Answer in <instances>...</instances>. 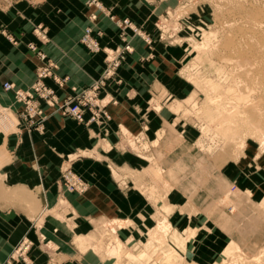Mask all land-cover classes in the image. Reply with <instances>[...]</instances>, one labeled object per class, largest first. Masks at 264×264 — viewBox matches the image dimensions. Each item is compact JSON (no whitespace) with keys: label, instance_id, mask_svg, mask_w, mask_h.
I'll use <instances>...</instances> for the list:
<instances>
[{"label":"crops","instance_id":"1","mask_svg":"<svg viewBox=\"0 0 264 264\" xmlns=\"http://www.w3.org/2000/svg\"><path fill=\"white\" fill-rule=\"evenodd\" d=\"M88 1L17 3L3 8L0 16V105L12 111L7 118L13 124L7 126L17 127L10 133L0 132V263L27 237L34 242L30 251L33 264H119L117 256L95 240L97 222H129L130 227L120 233L132 237L152 223L153 202L139 188L141 179L134 176L147 164L125 152L121 135L123 131L138 134L145 117L149 119V135L165 125L166 112L149 111L147 101L152 73L162 71L160 57L165 50L158 40L155 20L177 0H99L115 17L129 18L142 27L154 42L148 45L135 38L134 51L127 54L117 76L102 89L100 99L106 102L110 118L90 121L93 113L87 109L85 121L79 122L63 115L58 105L91 85L106 67L104 50L92 53L81 43L90 12H97L95 24L104 30L99 39L103 48L123 44L116 23ZM37 25L45 28L46 39L36 34ZM30 43L55 62L54 74L61 84L54 77L45 79L55 90L56 103L40 100V113L27 124L21 115L23 104L3 84L10 81L17 88L29 89L36 81L43 61ZM152 54L155 58L150 60ZM75 155L79 158L73 168L90 182V189L82 195L66 193L68 208L58 209L64 190L61 172ZM160 163L172 168L168 178L177 180L168 199L178 209L172 215L174 223L184 228L190 217L193 225L200 228L204 222L207 226L208 236L192 245L191 255L193 260L208 264L228 242L240 239L235 234L238 220L253 213L264 200V151L256 154L254 165L239 158L220 170L213 165V173L208 170L207 176L194 167L192 156L180 158L177 151L165 154ZM110 165L129 174L127 189L118 185ZM70 216L73 218L68 220ZM39 234L49 241L50 248L40 243Z\"/></svg>","mask_w":264,"mask_h":264},{"label":"rangeland","instance_id":"2","mask_svg":"<svg viewBox=\"0 0 264 264\" xmlns=\"http://www.w3.org/2000/svg\"><path fill=\"white\" fill-rule=\"evenodd\" d=\"M41 1L0 0V16L3 8ZM38 26L41 25L35 27ZM155 27L165 50L160 57L162 71L152 73L147 108L156 113L166 112L167 119L162 130L151 135L147 117L142 119L138 134L123 131L121 135L125 152L135 154L147 164L136 170L134 176L137 181L141 179L139 188L153 202L152 223L143 231L136 230L132 237L120 233L129 222L104 219L97 222L95 240L116 255L119 264H202L193 260L192 245L208 236L207 226L204 222L200 228L193 225L189 216L184 228L174 223L172 215L178 209L168 199L177 180L168 178L172 177V168H165L160 160L174 151L180 158L192 156L194 167L207 176L208 170L213 173V165L220 170L239 158L254 165L256 154L264 151V53L258 50L264 45V0H177L174 7L157 15ZM255 49L258 54L254 56ZM149 58L153 60L155 56ZM11 113L9 107L0 105V132L17 130L9 128L13 124L7 118ZM76 158L78 155L72 156V162L61 172L64 190L59 195L58 209L68 208L66 193L82 195L90 189V182L73 168ZM110 169L118 185L127 189L129 174L112 165ZM68 172L84 181L86 190L68 189L64 181ZM186 207L190 208V204ZM189 211L193 213L191 208ZM238 223L235 234L240 241L228 242L208 264H264V200L253 213L242 215ZM39 236L40 243L50 248L43 234ZM24 241L29 246L13 258ZM33 245L31 239L24 237L3 264L10 259L12 264H33Z\"/></svg>","mask_w":264,"mask_h":264},{"label":"built area","instance_id":"3","mask_svg":"<svg viewBox=\"0 0 264 264\" xmlns=\"http://www.w3.org/2000/svg\"><path fill=\"white\" fill-rule=\"evenodd\" d=\"M183 3V1H181ZM88 5L97 10L106 13L119 27L120 38L122 45L116 48L102 47L100 38L104 36L102 27L97 26L95 22L98 20L97 12H90L88 15L89 24L86 26L81 37V43L92 53H97L102 50L106 53V67L98 79L91 85L79 91L75 97H67L61 104L58 105L59 111L63 115L71 116L79 122L85 121V111L90 109L93 113L90 121L96 120L101 116L110 118L109 113L105 109L106 103L100 99V93L107 83L117 76V70L125 61L127 54L134 51L133 41L135 38H141L146 44L151 45L153 38L142 29V27L135 24L129 18H117L112 15L106 7L99 0H90ZM37 35L42 39H46L45 30L38 26ZM30 48L33 49L37 56L43 61L37 69V79L29 89L17 88L16 85L10 81L3 84L6 91H14L15 98L18 102L23 104L24 112L22 118L27 121H33L34 117L40 113V100H45L49 104L54 105L57 100L55 90L47 85L45 79L47 77H54L55 80L61 84V80L54 74L56 64L49 60L46 53L38 49L34 43H30ZM66 187L68 189H75L84 191L87 184L78 178L75 174L68 172L64 176ZM29 246L28 241H24L22 245L14 252L13 258L20 256L21 252ZM3 264V263H2ZM5 264H12V260L6 261Z\"/></svg>","mask_w":264,"mask_h":264},{"label":"bare ground","instance_id":"4","mask_svg":"<svg viewBox=\"0 0 264 264\" xmlns=\"http://www.w3.org/2000/svg\"><path fill=\"white\" fill-rule=\"evenodd\" d=\"M90 1V0H89ZM38 29V27L36 28V30ZM35 30V32H36V34H38L37 33V31ZM39 38H41V37H39ZM42 39V38H41ZM257 42V41H256ZM264 42V41H263ZM258 43V42H257ZM236 45V44H235ZM259 45V44H258ZM263 45V44H262ZM256 46H257V44H256ZM29 47H30V45H29ZM240 47H242L241 45H240ZM258 47H260V46H258ZM258 47H256V48H258ZM33 50V49H32ZM258 50H260V54H261V52H262V54L264 53V45L260 48V49H258ZM257 50V51H258ZM253 51H256V49L255 50H253ZM256 51V52H257ZM256 54H258V52L257 53H254L253 55L255 56ZM264 56V55H263ZM242 58V57H241ZM260 59V58H259ZM258 61V60H257ZM243 62V61H242ZM240 63V62H239ZM246 63V62H245ZM260 63H261V61H260ZM263 66V65H262ZM241 68V67H240ZM255 69V68H254ZM253 74V73H252ZM254 75V74H253ZM251 76V75H250ZM254 76H256V75H254ZM248 77V76H247ZM250 78V77H249ZM249 80V79H248ZM251 80H252V78H251Z\"/></svg>","mask_w":264,"mask_h":264}]
</instances>
